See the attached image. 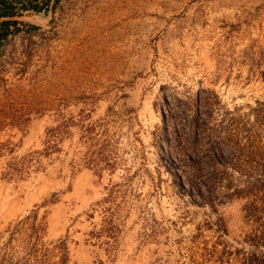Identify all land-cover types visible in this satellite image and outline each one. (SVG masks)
<instances>
[{"label": "rangeland", "instance_id": "1", "mask_svg": "<svg viewBox=\"0 0 264 264\" xmlns=\"http://www.w3.org/2000/svg\"><path fill=\"white\" fill-rule=\"evenodd\" d=\"M14 17L0 264H264V0H49ZM193 130L232 145L191 186L173 138Z\"/></svg>", "mask_w": 264, "mask_h": 264}, {"label": "trees", "instance_id": "2", "mask_svg": "<svg viewBox=\"0 0 264 264\" xmlns=\"http://www.w3.org/2000/svg\"><path fill=\"white\" fill-rule=\"evenodd\" d=\"M48 2L49 0H44L42 3L35 0H21L18 3V0H0V43L8 34L20 29L19 23L21 20L14 17L15 15L20 14L26 9L39 10L48 5ZM191 134L189 135L186 132L176 133L173 139L175 140V148H178L182 158L185 157L183 160H186L183 164L185 169L183 166L181 167L183 169L180 168L179 170L183 173L187 171L186 176L189 184L192 186V182L194 183L195 179H200L201 172L207 166L212 167L213 170L219 169V165L224 160V150L225 152L228 151L232 144L230 138L216 142V140L212 139L211 135L208 145H204L200 138H198V130L191 131ZM206 147L207 150L205 151L204 148ZM198 192L200 193L199 188Z\"/></svg>", "mask_w": 264, "mask_h": 264}]
</instances>
